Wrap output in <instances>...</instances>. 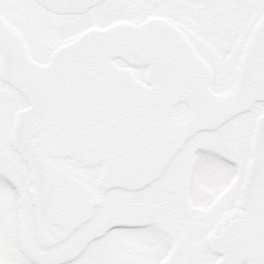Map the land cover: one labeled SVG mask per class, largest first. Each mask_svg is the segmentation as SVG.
Segmentation results:
<instances>
[{"label":"snow or ice","instance_id":"snow-or-ice-1","mask_svg":"<svg viewBox=\"0 0 264 264\" xmlns=\"http://www.w3.org/2000/svg\"><path fill=\"white\" fill-rule=\"evenodd\" d=\"M0 264H264V0H0Z\"/></svg>","mask_w":264,"mask_h":264}]
</instances>
